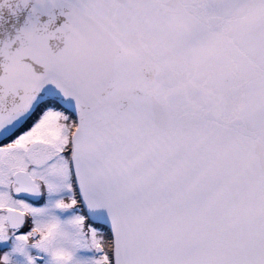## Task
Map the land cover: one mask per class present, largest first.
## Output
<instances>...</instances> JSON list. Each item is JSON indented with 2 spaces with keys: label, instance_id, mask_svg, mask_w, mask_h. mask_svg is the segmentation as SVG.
I'll use <instances>...</instances> for the list:
<instances>
[{
  "label": "snow or ice",
  "instance_id": "6c2138e0",
  "mask_svg": "<svg viewBox=\"0 0 264 264\" xmlns=\"http://www.w3.org/2000/svg\"><path fill=\"white\" fill-rule=\"evenodd\" d=\"M0 264H264V0H0Z\"/></svg>",
  "mask_w": 264,
  "mask_h": 264
}]
</instances>
